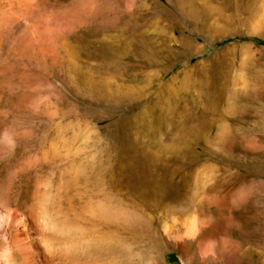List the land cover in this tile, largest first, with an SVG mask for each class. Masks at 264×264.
Returning <instances> with one entry per match:
<instances>
[{"label": "rangeland", "instance_id": "obj_1", "mask_svg": "<svg viewBox=\"0 0 264 264\" xmlns=\"http://www.w3.org/2000/svg\"><path fill=\"white\" fill-rule=\"evenodd\" d=\"M2 205L59 264H264V0H0Z\"/></svg>", "mask_w": 264, "mask_h": 264}, {"label": "bare ground", "instance_id": "obj_2", "mask_svg": "<svg viewBox=\"0 0 264 264\" xmlns=\"http://www.w3.org/2000/svg\"><path fill=\"white\" fill-rule=\"evenodd\" d=\"M14 255L19 258V264H59L38 236L34 220L14 208L2 205L0 264H12Z\"/></svg>", "mask_w": 264, "mask_h": 264}]
</instances>
